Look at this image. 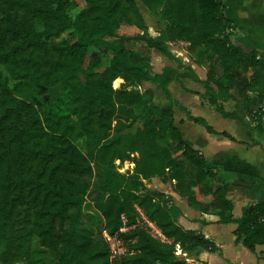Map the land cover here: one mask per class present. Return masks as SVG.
I'll use <instances>...</instances> for the list:
<instances>
[{"label":"trees","instance_id":"obj_1","mask_svg":"<svg viewBox=\"0 0 264 264\" xmlns=\"http://www.w3.org/2000/svg\"><path fill=\"white\" fill-rule=\"evenodd\" d=\"M45 1L44 5H37L24 0H0V206L10 196L17 201L20 194L15 180L24 179L33 158L32 146L39 145L43 148L41 156L53 164V169L49 182L38 183L33 195L34 207L38 209L31 228L39 232L42 221L49 217L50 234L55 236L53 242L63 264H185V257L175 253L176 244L188 258H193L199 249L218 251L215 243L202 233L178 224L180 210L171 197L146 187L144 180L151 177H158L162 182L174 179L173 189L189 205L202 212H215L219 222H235L236 242L241 241L252 251L256 245L264 244V201L249 205L235 218L233 203L227 197L228 184L217 182L216 172L205 157L183 140L174 124V100L168 83L177 77L176 72L170 68L154 72L150 59L126 44L140 39L169 58L172 54L168 42L183 46L195 62L207 67L205 92L225 117H235V114L225 111L218 100L225 98L240 76L244 77L252 95L245 96L243 104L251 118L257 119V110L264 101V54L255 49L246 50L232 41V20L224 13L223 1L141 0L165 24L157 36L148 33L143 16H137V20H123L118 16L121 0H86L85 8L74 17L67 12L65 0ZM68 1L75 4L74 0ZM152 2H159L160 6L153 8ZM21 11L43 16L48 25L31 34L22 31L17 22ZM123 22L135 24L142 32L135 36L117 33ZM64 34L66 38L62 37ZM107 36L112 40H107ZM56 38H60V50L65 58L58 60L54 74L46 80L51 96L48 111L42 118L31 102L20 97L26 80L20 76L22 59L18 48H42ZM105 55L109 56L108 65L100 76L91 78L88 68L92 69ZM29 62L27 57V67ZM79 73L87 77V83L81 84L70 100L68 96L72 92L64 94L66 82ZM118 76L127 83L114 89L111 82ZM145 82L162 88L169 99L168 105L156 106L153 90L143 87ZM84 103L99 108L97 120L103 131L92 142L90 157H96L95 151L108 148L114 142V134L109 137L106 131L111 128L112 118L123 111L134 119L147 117L140 135L148 143L153 162L150 166L137 162L134 172L126 176L114 170L115 156L106 163L98 158L93 184L82 187L85 196H74L64 186L79 177L81 168L71 156L74 147L56 134L61 127H72V120L80 123L88 112ZM190 118L208 131H214L203 118ZM125 126L118 119L113 127L115 133ZM160 130L169 133L168 146L153 143L154 132ZM100 140H104L102 145ZM85 167L90 168L89 164ZM86 199L95 203L104 218L103 230L123 241L124 255L112 258L110 246L103 237L80 241L77 224ZM136 207L155 222L166 239L151 234Z\"/></svg>","mask_w":264,"mask_h":264},{"label":"crops","instance_id":"obj_2","mask_svg":"<svg viewBox=\"0 0 264 264\" xmlns=\"http://www.w3.org/2000/svg\"><path fill=\"white\" fill-rule=\"evenodd\" d=\"M222 1L225 15L232 20V41L246 50L255 49L264 54V0H250L254 9L249 15L236 10L239 0ZM143 21L151 36H157L165 27L153 14L143 16ZM118 30L119 34L128 36L142 32L135 24L126 22L121 23ZM128 30L131 32H125ZM126 44L148 57L154 72L160 73L164 68L176 72L177 77L168 83L174 100L173 122L183 140L205 157L216 172L217 182L228 184L227 197L233 203V216L237 218L249 205L264 201V114L257 110L258 118L253 119L247 113L243 99L252 95L247 80L240 76L225 98L218 100L225 111L235 114V117H225L205 92L207 67L195 62L183 46L168 42L172 54L169 58L140 39H132ZM145 87L153 90L156 106L168 105L169 99L162 88L152 82H145ZM190 116L203 118L214 131H208ZM156 187L157 191L169 195L179 208L177 222L181 227L202 233L219 249L216 252L199 249L192 259L201 264H264V244L256 245L252 251L241 241L236 242L235 222H219L215 212H202L189 205L170 182L159 181Z\"/></svg>","mask_w":264,"mask_h":264},{"label":"rangeland","instance_id":"obj_3","mask_svg":"<svg viewBox=\"0 0 264 264\" xmlns=\"http://www.w3.org/2000/svg\"><path fill=\"white\" fill-rule=\"evenodd\" d=\"M24 1L37 5H44L46 2L45 0ZM74 1V5H71L68 0H65L64 3L67 12L72 17L86 6V0ZM249 1H237L240 3L236 4V10L249 15L254 9L249 4ZM151 5L153 8H158L160 3L152 2ZM150 10L141 0H121V7L118 9L117 15L122 16L123 20H135L139 15L152 16L153 12ZM17 22L19 28L28 34L40 31L48 25L47 20L43 16H33L29 11H21ZM125 32H131V30ZM62 37L66 38L67 36L64 34ZM106 38L107 40H112L110 36ZM20 41L21 39L18 40V42ZM45 45V47L37 49L27 46L18 48V56L22 59V66L20 65L19 69L20 76H24L23 79L26 80V87L20 97L31 102L42 118L48 111L47 102L51 96V88L45 86L46 80L54 74L53 68H56L58 60L62 57L65 58L64 53L60 50V38H56ZM27 57L30 59L28 67ZM108 63L109 56H103L102 60L97 62V65L93 66L92 69L88 68V75L91 78L101 75ZM86 83L87 77L79 73L78 76L67 80L64 94L70 90L72 93L68 98L71 100L79 86ZM126 83L122 77L118 76L112 80L111 85L114 89H118L121 84L125 85ZM143 87H145V83ZM84 104L88 112L80 123L76 124L72 120V127H61L56 134L74 147L71 151V156L78 161L79 168H81L79 177L73 183L67 182L64 186L66 192L74 194V196H85L81 190L82 187L86 184H89V186L93 184L96 178L98 158L100 162L106 163L112 156H115L112 161L114 170L126 176L134 172L137 162L145 166H150L153 162L149 157L148 143L140 135V128L146 122L147 117L140 116L134 119L129 113L123 111H119L112 118L111 128L106 131L109 137L114 134V142L108 148H102L99 152L95 151L96 157H90L88 152L92 142L97 140L99 135L103 134V131L97 120L100 114L98 112L99 108L92 105V103ZM132 108L133 110H138L136 106H132ZM118 119L125 123L126 126L121 127L115 133L113 127ZM152 139L153 143L160 146H168L171 142L170 135L165 130L154 132ZM103 141L100 140V145L103 144ZM32 150L33 158L28 163L27 174L24 179L18 178L15 180V183L19 186L20 194L17 197V201L13 200V196H10L0 206V264H63V260L57 251L58 247L53 242L55 236L50 234L49 217L42 221V229L39 232L33 231L31 228L32 221L36 219L34 217L35 210L38 209L34 207L33 195L37 190L38 183L45 184L49 182V176L53 169V164H48L41 156L43 152L41 146L33 145ZM85 164H89L90 168L87 169ZM21 181L23 182L22 187H20ZM159 181L158 177H151L145 179L144 183L147 188L157 190L155 187ZM168 182L172 183V185L175 184L174 179ZM15 194L17 195V192ZM81 208L82 214L77 224L80 241L87 242L90 238L103 237L104 218L95 203L86 199ZM51 247H54V250Z\"/></svg>","mask_w":264,"mask_h":264},{"label":"built area","instance_id":"obj_4","mask_svg":"<svg viewBox=\"0 0 264 264\" xmlns=\"http://www.w3.org/2000/svg\"><path fill=\"white\" fill-rule=\"evenodd\" d=\"M258 111H260V113L264 114V101L259 106ZM136 209L139 212L141 219L143 220L145 226L148 228V230L151 232V234L157 238L162 239V240L166 239L165 236L163 235V233L161 232V230L159 229V227L155 224V222L148 219L143 214V212L141 211V209L139 207H136ZM123 229L124 228H122V230ZM103 238L108 242V244L110 246L112 258H116V257L122 256L125 254L126 248H125V245L121 239H119L116 236H112V235L108 234L105 230H103ZM175 253L178 255H183L185 257V260H186L185 264H201L200 262H198L192 258L186 257V254L181 251L178 244H176ZM123 264H129V263H123Z\"/></svg>","mask_w":264,"mask_h":264}]
</instances>
